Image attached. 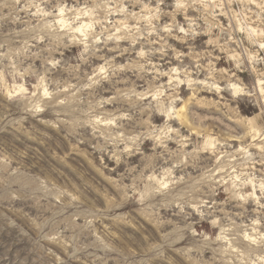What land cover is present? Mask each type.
Returning <instances> with one entry per match:
<instances>
[{
	"label": "clouds",
	"instance_id": "clouds-1",
	"mask_svg": "<svg viewBox=\"0 0 264 264\" xmlns=\"http://www.w3.org/2000/svg\"><path fill=\"white\" fill-rule=\"evenodd\" d=\"M13 231L20 264H264V0H0Z\"/></svg>",
	"mask_w": 264,
	"mask_h": 264
},
{
	"label": "rangeland",
	"instance_id": "rangeland-1",
	"mask_svg": "<svg viewBox=\"0 0 264 264\" xmlns=\"http://www.w3.org/2000/svg\"><path fill=\"white\" fill-rule=\"evenodd\" d=\"M18 236L15 231L11 234L5 232L0 234V257L7 255L8 261L4 264H20L27 252V243L18 242Z\"/></svg>",
	"mask_w": 264,
	"mask_h": 264
}]
</instances>
